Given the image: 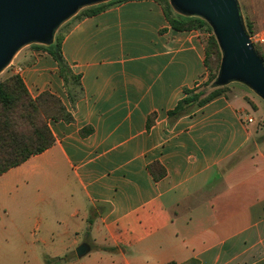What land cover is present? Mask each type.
<instances>
[{
    "label": "crops",
    "instance_id": "0c3cea01",
    "mask_svg": "<svg viewBox=\"0 0 264 264\" xmlns=\"http://www.w3.org/2000/svg\"><path fill=\"white\" fill-rule=\"evenodd\" d=\"M252 21L264 57V22ZM207 37L173 28L156 0H123L63 33L77 85L47 44L21 48L11 74L32 97L55 95L67 118L48 120L50 147L0 174V197L11 193L0 241L27 258L40 241L33 257L46 259L89 245L67 264H264L259 109L221 94L168 114L206 76Z\"/></svg>",
    "mask_w": 264,
    "mask_h": 264
},
{
    "label": "water",
    "instance_id": "95a60500",
    "mask_svg": "<svg viewBox=\"0 0 264 264\" xmlns=\"http://www.w3.org/2000/svg\"><path fill=\"white\" fill-rule=\"evenodd\" d=\"M110 0H0V72L25 45L54 41L57 29L79 10ZM173 10L211 28L221 51L217 85L240 82L264 101V59L245 28L238 0H169ZM90 247L80 243L77 257Z\"/></svg>",
    "mask_w": 264,
    "mask_h": 264
},
{
    "label": "trees",
    "instance_id": "16d2710c",
    "mask_svg": "<svg viewBox=\"0 0 264 264\" xmlns=\"http://www.w3.org/2000/svg\"><path fill=\"white\" fill-rule=\"evenodd\" d=\"M121 1L123 0H110L83 8L58 29L51 45L42 46L59 63L60 73L65 83L71 78L73 84L77 85L78 77L71 75L62 57L60 42L63 33L74 21L98 13ZM156 1L162 6L165 16L173 28L180 30L206 27L209 36L205 43V64L207 69H212L210 58L216 56V66L211 75L212 78H215L218 70L219 50L206 22L198 17L175 13L167 0ZM246 28L249 35L255 33L253 22H247ZM226 90V86H219L202 98H200V93H195L193 89L185 90L186 95L176 103L173 109L168 111V114L175 116L187 112L192 109L191 107L195 103L197 106L202 105L212 98L224 94ZM69 94L72 97L70 89ZM60 117L67 118V115L63 105L55 95L45 91L36 97H32L22 78L17 74H11L0 80V174L50 147L54 142V137L48 126V120ZM62 260L60 257L56 258L55 264L61 263ZM165 264L177 263L171 261Z\"/></svg>",
    "mask_w": 264,
    "mask_h": 264
},
{
    "label": "rangeland",
    "instance_id": "374dc122",
    "mask_svg": "<svg viewBox=\"0 0 264 264\" xmlns=\"http://www.w3.org/2000/svg\"><path fill=\"white\" fill-rule=\"evenodd\" d=\"M168 4H169V0ZM239 8L241 11V15L243 17L244 25L246 28V23L253 22L252 19L257 20L260 23L264 22V0H238ZM170 5V4H169ZM170 8L173 10V8L170 6ZM82 10V9H81ZM80 11V10H79ZM174 11V10H173ZM175 12V11H174ZM176 13V12H175ZM251 15V16H250ZM252 17V19H251ZM207 24V23H206ZM207 26L210 28V26L207 24ZM206 35L209 36V32L206 29V27L203 28ZM247 30V28H246ZM210 32L213 35V32L210 28ZM57 33V32H56ZM214 36V35H213ZM215 39V38H214ZM216 41V39H215ZM217 44V41H216ZM32 45H35V43L25 45L24 48H29ZM254 48L260 52L261 51V45L259 43H253ZM218 46V44H217ZM219 50V60H218V70L216 73L215 78L211 77V75L214 72L215 66H216V56L211 57L210 61L212 69H207L206 76L201 80V82L193 88V91L195 93H200V98L206 96L208 93L216 89V87H219L220 85H217L216 79L219 72V66L221 61V51L218 46ZM11 75V61L9 64L0 72V80L6 78L7 76ZM226 86V92L224 94H239L243 95L247 101L250 103L252 108L259 109V111L255 112L254 120L257 125V127H261L264 129V101L262 98H260L253 90H251L246 85L240 83V82H230ZM197 104L195 103L191 108L196 107ZM50 120V119H49ZM9 213V216L11 217V193L3 194L0 197V224H3L5 222V216H3V213L5 212ZM35 238H46V236L43 235V230L40 228L35 229ZM26 240L29 242L34 240L29 234L26 233L25 236ZM11 239H7V241H0V264H55V259L59 258H52V259H46L41 257H33V255L38 254L39 247H42V244L40 241H35L36 245V252H28L30 257H26L27 254H25L22 250H20V246L17 245V243L11 242ZM24 245V244H23ZM70 256V257H69ZM62 262L59 264H67L69 261H76L78 257L76 256L75 252L70 254H66L62 257Z\"/></svg>",
    "mask_w": 264,
    "mask_h": 264
},
{
    "label": "built area",
    "instance_id": "2783aa9c",
    "mask_svg": "<svg viewBox=\"0 0 264 264\" xmlns=\"http://www.w3.org/2000/svg\"><path fill=\"white\" fill-rule=\"evenodd\" d=\"M254 36H255L254 34L249 35V38L251 41H254ZM248 121H251V118H248Z\"/></svg>",
    "mask_w": 264,
    "mask_h": 264
}]
</instances>
